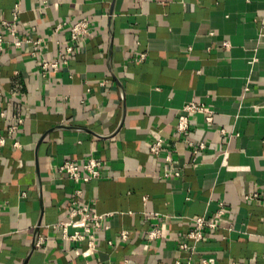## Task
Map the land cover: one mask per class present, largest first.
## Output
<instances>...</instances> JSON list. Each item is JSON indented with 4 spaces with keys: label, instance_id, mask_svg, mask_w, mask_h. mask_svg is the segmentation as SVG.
<instances>
[{
    "label": "crops",
    "instance_id": "0c3cea01",
    "mask_svg": "<svg viewBox=\"0 0 264 264\" xmlns=\"http://www.w3.org/2000/svg\"><path fill=\"white\" fill-rule=\"evenodd\" d=\"M15 4L18 35L42 41L36 56L4 35ZM80 18L91 33L42 73ZM0 34V264H264V0H0ZM192 101L212 122L191 114L177 134ZM91 156L99 178L59 175ZM73 188L110 214L77 243L53 227ZM220 208L216 227L187 237Z\"/></svg>",
    "mask_w": 264,
    "mask_h": 264
},
{
    "label": "built area",
    "instance_id": "2783aa9c",
    "mask_svg": "<svg viewBox=\"0 0 264 264\" xmlns=\"http://www.w3.org/2000/svg\"><path fill=\"white\" fill-rule=\"evenodd\" d=\"M14 20L12 22L2 21L1 25L4 31V35H8V40L10 44L16 48L20 49L23 45L28 46L29 52L36 56L40 51V46L42 41L40 39L26 38L22 39L18 35L16 28L17 24V10L18 5L15 4ZM62 23H58L55 29L62 27ZM91 33V22L87 18H80L69 25V39L66 42L65 47L60 51L58 57L53 61L42 60L41 69L42 73L48 70H56L60 63H67L70 55L74 52L76 45L79 40L88 36ZM6 40L3 34H0V49L3 48ZM143 56V55H142ZM182 112L178 116V122L176 126V132L184 133L189 127V115L191 114H206V121L212 122V111L207 109L203 104L190 102L182 107ZM17 125H13L8 128V130L13 133L18 129L23 121L21 117H16ZM2 138H0V143H2ZM166 147V143L163 139L157 138L150 143L149 151L152 155L158 156ZM203 144L199 145L202 148ZM167 160L171 159L170 154H167ZM102 163L99 159L91 156L86 161L78 164L74 161L66 160L63 161L58 166L59 175L69 179L70 181H82L89 182L93 179H97L101 175ZM81 189L73 188L74 196L70 202L69 209L67 210V217L65 220L58 221L53 227H56L60 232L61 239L73 243L81 242L86 239L89 235H100L101 233L109 229V224L107 222L109 213H99L91 208L89 205L79 202V197L81 195ZM1 209V207H0ZM222 210L221 208L214 213V215L209 217H197L192 222V228L187 233V237L193 242H198L203 236V232L206 228L216 227L218 221L221 219ZM160 236V230L155 227L148 233V239L154 240ZM120 241L122 243L126 242L128 235L127 232L122 230L119 234ZM42 242L39 240L38 245ZM109 243H111L109 241ZM92 247L94 243L89 242ZM181 247L188 248V244L183 243ZM178 263V261H177ZM203 264H207L206 259L202 260ZM184 264H191V261H186Z\"/></svg>",
    "mask_w": 264,
    "mask_h": 264
}]
</instances>
